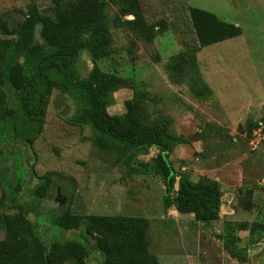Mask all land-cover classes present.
<instances>
[{"label": "rangeland", "instance_id": "374dc122", "mask_svg": "<svg viewBox=\"0 0 264 264\" xmlns=\"http://www.w3.org/2000/svg\"><path fill=\"white\" fill-rule=\"evenodd\" d=\"M31 1L0 0V13L21 15ZM34 1L43 14L55 12L54 0ZM141 3L146 18L164 22L165 29L152 41L139 38L113 23L120 3L109 2L113 54L98 64L104 70L145 81L149 91L158 95L157 117L175 135L186 138L176 146L170 160L179 173L193 180L206 175L220 182L223 196L219 218L205 223L193 214L165 208L163 180L125 166L117 162L116 154L96 148L91 128L71 120L77 101L57 89L34 143L0 146V197L9 198L16 189L19 203L35 202L37 211L29 217L43 238L83 240L81 228L66 230L51 222L69 207L76 213L147 217L150 251L159 264H264V138L256 143L261 134L264 136V0ZM190 6L213 12L241 28L240 35L204 46L197 53L203 78L213 91L209 99L195 96L186 84L172 83L164 69L171 55L196 41ZM157 54L158 61L154 59ZM92 67L89 52L82 51L77 64L80 75L86 77ZM6 92L9 104L16 107L13 88L7 85ZM132 94L129 88L118 90L109 112H125V100ZM157 152L153 146L138 159L149 161ZM47 173L52 174V182L45 196L38 198L34 190ZM227 232L240 238L235 245L243 260L232 257L225 247L221 235ZM4 236L0 228V239ZM88 247V264H101L102 256L93 242Z\"/></svg>", "mask_w": 264, "mask_h": 264}, {"label": "trees", "instance_id": "16d2710c", "mask_svg": "<svg viewBox=\"0 0 264 264\" xmlns=\"http://www.w3.org/2000/svg\"><path fill=\"white\" fill-rule=\"evenodd\" d=\"M113 1L54 0L52 15L43 14L32 0L21 15L0 13V34L4 35L0 37V146L34 143L42 132L46 108L57 89L77 101L71 120L91 128L96 148L116 154L117 162L125 166L163 180L165 208L193 214L197 221H215L223 196L221 184L206 175L193 180L176 170L170 155L186 138L175 135L157 117L158 95L149 91L145 81L104 70L98 64L113 54V36L108 25L111 18L107 13L109 2ZM119 3V13L112 17L118 27L146 41L154 40L165 29L164 22H150L146 18L141 0ZM129 15L133 18H123ZM189 16L196 41L171 55L164 69L172 83L186 84L195 96L209 99L213 91L203 78L197 53L204 46L240 35L241 28L199 7L190 6ZM84 50L93 60L86 77L77 68ZM159 58L158 54L154 56L156 61ZM7 85L15 92L16 107L9 104ZM122 88L131 89L132 97L125 100V112L111 114L108 108L115 102L114 93ZM153 146L158 152L151 160L138 159ZM51 175L41 176L42 182L34 190L38 198L48 191ZM15 192L16 189L11 191L9 198L0 197V228L5 233L0 239V264H88V244L92 242L102 256L101 264H159L158 257L150 251L147 217L76 213L68 207L51 222L66 230L81 228L83 240L43 238L29 217L37 211L36 203H19ZM7 207L17 211L10 213ZM226 234L221 238L230 255L243 260L235 245L240 238L231 232Z\"/></svg>", "mask_w": 264, "mask_h": 264}, {"label": "built area", "instance_id": "2783aa9c", "mask_svg": "<svg viewBox=\"0 0 264 264\" xmlns=\"http://www.w3.org/2000/svg\"><path fill=\"white\" fill-rule=\"evenodd\" d=\"M264 138V136H262V134L260 135V137L257 139L256 143H259L262 139ZM256 143H254V147H257Z\"/></svg>", "mask_w": 264, "mask_h": 264}, {"label": "crops", "instance_id": "0c3cea01", "mask_svg": "<svg viewBox=\"0 0 264 264\" xmlns=\"http://www.w3.org/2000/svg\"><path fill=\"white\" fill-rule=\"evenodd\" d=\"M116 92H117V91H116ZM116 92H115V93H116ZM115 93H114V94H115Z\"/></svg>", "mask_w": 264, "mask_h": 264}, {"label": "water", "instance_id": "95a60500", "mask_svg": "<svg viewBox=\"0 0 264 264\" xmlns=\"http://www.w3.org/2000/svg\"><path fill=\"white\" fill-rule=\"evenodd\" d=\"M49 263V262H48Z\"/></svg>", "mask_w": 264, "mask_h": 264}]
</instances>
